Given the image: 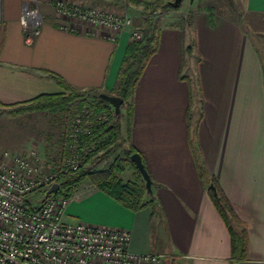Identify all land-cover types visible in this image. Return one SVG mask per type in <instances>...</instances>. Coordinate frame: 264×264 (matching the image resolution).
Masks as SVG:
<instances>
[{"label":"crops","instance_id":"crops-1","mask_svg":"<svg viewBox=\"0 0 264 264\" xmlns=\"http://www.w3.org/2000/svg\"><path fill=\"white\" fill-rule=\"evenodd\" d=\"M55 1L0 0L1 110L65 92L53 75L78 90L114 94L130 33L147 25V0H66L132 17L115 41L85 26L71 31L60 25ZM26 3L38 8V27L21 23ZM221 4H192L197 99L184 74L193 52L185 53L186 29L163 22L182 12L158 17L160 44L136 88L131 133L152 178V209L133 211L89 181L67 207L76 222L129 230L132 251L161 254V264H264V0ZM39 115L53 121L41 148L56 154L65 117L35 112L31 121ZM122 177L136 173L127 168ZM213 181L230 201L239 229L246 230L242 260L232 261L231 234L209 191Z\"/></svg>","mask_w":264,"mask_h":264},{"label":"built area","instance_id":"built-area-1","mask_svg":"<svg viewBox=\"0 0 264 264\" xmlns=\"http://www.w3.org/2000/svg\"><path fill=\"white\" fill-rule=\"evenodd\" d=\"M54 6L60 25L71 31L83 26L88 33L97 30L115 41L132 24L126 11L103 6H83L56 0ZM41 15L36 6L26 3L21 23L38 27ZM143 33L134 29L131 39ZM104 113L94 115L84 108L74 115L69 133L70 154L50 172L43 171L41 157L31 150L13 154L5 151L0 161V264H161L163 255L135 253L127 229L79 221L67 223L71 197L48 194L62 172L75 171L87 151L79 150L81 134L90 131L93 122H105ZM39 194L34 204L31 196Z\"/></svg>","mask_w":264,"mask_h":264},{"label":"trees","instance_id":"trees-1","mask_svg":"<svg viewBox=\"0 0 264 264\" xmlns=\"http://www.w3.org/2000/svg\"><path fill=\"white\" fill-rule=\"evenodd\" d=\"M172 2L173 0H147L144 3L147 26L141 29L143 33L141 39H131L128 43L113 91L115 95L123 99L119 113H116L114 107L100 97L101 92L93 89L78 90L58 75L53 77L65 88V92L42 94L28 102L5 108L12 116L35 112L63 114L66 126L62 136V157L69 148L68 133L76 112L87 108L94 115L104 113L107 116L108 119L105 122L94 121L90 131L81 134L79 150L81 153L87 151L84 161L77 170L62 172L59 175L57 182L60 188L56 195L71 197L84 181H89L133 211L146 207L152 209L153 200L149 198L151 193L147 191L141 172L131 160V155L137 152L131 141L134 100L137 85L145 68L159 48L161 26L158 24V17L182 9L183 3L174 6ZM193 17L194 13L190 11L185 20L191 22ZM191 50V44L185 46V53ZM123 110L125 111L124 129L122 127ZM127 168L135 171V178L123 179L122 174ZM209 191L231 234L232 261L242 260L247 256L248 250L246 230L239 229L240 220L220 185L213 181Z\"/></svg>","mask_w":264,"mask_h":264},{"label":"rangeland","instance_id":"rangeland-1","mask_svg":"<svg viewBox=\"0 0 264 264\" xmlns=\"http://www.w3.org/2000/svg\"><path fill=\"white\" fill-rule=\"evenodd\" d=\"M195 5L198 4L199 0H183L182 9L179 10L182 13H172L168 14V18H164L163 22L166 23H175L178 26L184 27L186 29L187 44L192 45L193 52L188 54L187 63L185 65L184 74L188 76L189 83L191 85L193 98L197 99L198 97V80H197V65H196V53L194 52L196 46V37H195V25L189 20H185L188 15V12L193 9V2ZM204 6L209 8H220L221 3L231 2V0H201ZM180 3V4H181ZM222 5V4H221ZM220 6V7H219ZM235 6V5H233ZM178 12V11H175ZM184 12V13H183ZM162 22V21H161ZM158 22L159 26H162V23ZM147 24V23H146ZM147 26V25H145ZM140 30L141 29H137ZM254 37V34H252ZM108 93L109 92H105ZM196 101V100H195ZM107 102V101H106ZM109 103V102H107ZM110 104V103H109ZM111 105V104H110ZM30 113H25L21 115L12 116L5 109H0V161L5 151L10 153H27L31 150H34L42 159L43 171L50 172L55 169L59 163L70 154V148L67 149V153L61 156V148H58L56 154H53L54 151L50 153H45L40 145L41 136H47L52 134V130L48 127L53 126L52 120L44 119L42 120V115L36 116L34 121L30 119ZM46 120V121H45ZM34 121V122H33ZM49 121V122H48ZM51 121V122H50ZM49 125V126H48ZM125 126V111H122V127ZM61 156V157H60ZM126 178V174L123 175ZM32 202L37 204L39 202L40 195L33 194L31 196ZM65 220L67 223H76L75 219L68 217L66 215ZM170 264V263H168Z\"/></svg>","mask_w":264,"mask_h":264},{"label":"water","instance_id":"water-1","mask_svg":"<svg viewBox=\"0 0 264 264\" xmlns=\"http://www.w3.org/2000/svg\"><path fill=\"white\" fill-rule=\"evenodd\" d=\"M183 0H173V5L178 6ZM193 0H191L192 2ZM100 97L107 102H109L115 109L116 113H119L121 111V105L123 103V99L115 94H108V93H101ZM131 160L136 164L139 171L141 172L145 182L147 191L149 193H152V178L148 172V170L145 167V164L143 162L142 156L139 152H135L131 155ZM60 184L58 182L54 183L51 188L48 190V194L54 193L57 190H59Z\"/></svg>","mask_w":264,"mask_h":264}]
</instances>
